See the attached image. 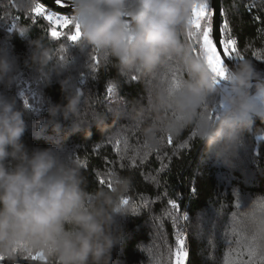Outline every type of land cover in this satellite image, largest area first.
Returning a JSON list of instances; mask_svg holds the SVG:
<instances>
[{
  "label": "clouds",
  "instance_id": "clouds-1",
  "mask_svg": "<svg viewBox=\"0 0 264 264\" xmlns=\"http://www.w3.org/2000/svg\"><path fill=\"white\" fill-rule=\"evenodd\" d=\"M35 3L20 0L25 10ZM197 3L72 0L81 48L95 49L122 74L146 78V100L132 101L128 111L144 145L154 149L168 136L192 129L204 146L203 157L230 163L242 136L253 130L254 116L264 120V77L252 60L243 59L218 79L204 58L194 54L192 43L182 37ZM17 33L29 37L27 28ZM29 45L25 64L35 70L37 80L48 81L67 69L68 58L56 60L43 38H30ZM18 67L16 57L0 48V84L17 83ZM60 83L65 102H48V117L33 122L34 132L49 125L58 130L65 121L74 132L100 127L109 112L120 114V109L90 108L71 76ZM26 114L15 96L0 92V257L11 264L24 254L49 264H112L113 249L125 238L117 217L136 211L130 201L122 202L131 177L114 171L110 188L88 191L79 162L62 145L28 148L23 140ZM234 223L242 244L264 255V194L239 208Z\"/></svg>",
  "mask_w": 264,
  "mask_h": 264
},
{
  "label": "trees",
  "instance_id": "trees-1",
  "mask_svg": "<svg viewBox=\"0 0 264 264\" xmlns=\"http://www.w3.org/2000/svg\"><path fill=\"white\" fill-rule=\"evenodd\" d=\"M221 1L223 19H227L230 29L226 35L236 39L241 56L252 60L264 77V62L256 63L264 61V0ZM21 27L29 30V37L17 33ZM50 27L42 16L22 8L20 0H0V48L6 47L19 66L18 82L11 87L0 84V92L15 96L18 106L26 111L28 128L23 140L28 148L62 145L64 152L79 162L88 191L106 187L110 172L131 177L126 197L136 211L128 217H117L125 238L113 249L112 264H153L147 250L156 251L157 246L167 257L168 249L176 247L178 227L185 229L188 251L185 264H226L230 252L234 260L247 261L246 253L237 258L234 251L233 217L239 204L246 207L256 194H264V120L254 116L253 130L242 136L230 163L214 155L203 157L204 146L193 136L192 129H186L173 138L172 144L166 138L149 151L143 162L137 157L133 167L130 157L137 150L142 156L148 149L143 148V139L128 111L132 101L146 100V78L122 74L115 62H105L95 49H82L79 42H70L65 37L53 40L48 32ZM69 29L74 30L73 26ZM36 37L50 44L56 60L66 57L69 60L67 69L59 75L53 73L48 81L37 80L35 70L25 64L31 51L29 39ZM182 38L185 39V34ZM68 76L89 98L90 108L105 112L120 109V114L109 112L100 127L93 124L74 132L65 121L58 130L49 125L34 132L33 122L39 116L48 117V102H65L60 81ZM25 101L30 107H25ZM89 131L91 135L86 136ZM124 138L129 144L127 155L123 152ZM117 139L121 140L120 151ZM101 179L104 184H100ZM170 199L181 205L179 216L185 211L189 213L187 222L179 220L174 225L171 217L165 215L174 211L168 204ZM144 200L149 203L145 205ZM33 256H19V264H25V259L27 264H49L47 260H33ZM256 264H261L258 258Z\"/></svg>",
  "mask_w": 264,
  "mask_h": 264
},
{
  "label": "snow or ice",
  "instance_id": "snow-or-ice-1",
  "mask_svg": "<svg viewBox=\"0 0 264 264\" xmlns=\"http://www.w3.org/2000/svg\"><path fill=\"white\" fill-rule=\"evenodd\" d=\"M46 4H49V0H44V2H36L34 6L30 9L31 12L35 13L37 16H42L45 20L49 22L51 27L48 32L53 40H60L61 37H65L70 42H76L79 40L81 35L79 25L74 23L73 18V5L72 0H50L49 7H46ZM58 6L57 10H50V6ZM224 12L218 6V0H198L196 7L193 9V16L188 21L189 30L185 33V39L191 41L193 45V52L198 56H202L205 62L208 64L210 70L216 75L218 79H223L225 74V68L229 67L234 61L238 64L241 60L244 59L241 56L240 52L237 50V41L226 34L229 33V25L227 19H223ZM219 17L220 20L218 23L214 24V19ZM69 26H73L74 30L69 29ZM57 29H69V31H58ZM66 51V49H63ZM255 55V54H254ZM264 62V61H256ZM135 79V78H134ZM174 83L178 84V80L174 78ZM108 92H112V86H109ZM25 107H30L27 101L24 102ZM214 110L213 115H216ZM193 136L195 133L193 132ZM173 138L171 136L167 137V143L172 144ZM121 140H116L117 151H120L119 145ZM123 152L124 155H127L129 148L127 138L123 139ZM143 148L148 149L141 156L139 150L136 151V154L130 157L131 164L134 167L136 165L137 157H140L141 162L147 159L149 151L152 149L148 148L146 145H143ZM124 156H121L123 159ZM123 167V165H121ZM165 166L162 165L161 171H163ZM112 173H109V180L107 186L111 187V177ZM104 179L100 180V184H104ZM195 192V189H192ZM129 198L125 197L122 202L127 203ZM143 203L147 205L148 200H144ZM168 204L171 206V209L174 211L166 212L165 215L171 217L173 224H177L179 220L187 222L189 220V213L185 211L182 216H179L181 205L175 199L168 200ZM241 208V204L238 205ZM235 214L233 217V226L232 233L236 237L235 239V253L236 257H242L245 253L247 254V261L234 260L232 253L230 252L226 258V264H256L257 258L264 264V255H257L254 249L250 248L247 245L242 244V236L239 229L234 223ZM207 223V222H205ZM163 222L161 221L160 227L162 228ZM199 227V224L197 225ZM176 247L173 250L172 248L168 249L167 257L165 254L159 250L154 251L152 248H149L147 251L149 255L153 258V264H185V261L188 256V251L186 249V236L184 228H177L175 233ZM33 260L40 259L37 255L32 257ZM20 257L17 259V264H19ZM0 264H11L9 260L4 257H0ZM25 264L27 260L25 259Z\"/></svg>",
  "mask_w": 264,
  "mask_h": 264
},
{
  "label": "water",
  "instance_id": "water-1",
  "mask_svg": "<svg viewBox=\"0 0 264 264\" xmlns=\"http://www.w3.org/2000/svg\"><path fill=\"white\" fill-rule=\"evenodd\" d=\"M40 1L44 2V0H40ZM49 5H50V0H49V4H46V6L49 7ZM218 6L222 9V1H221V0H218ZM50 8H51V9H54V10H57L58 6L51 5ZM219 20H220L219 17L215 18V19H214V24H215V23H218ZM76 42H78V41H76ZM235 65H236L235 62H233L231 65H229V67H233V66H235Z\"/></svg>",
  "mask_w": 264,
  "mask_h": 264
},
{
  "label": "rangeland",
  "instance_id": "rangeland-1",
  "mask_svg": "<svg viewBox=\"0 0 264 264\" xmlns=\"http://www.w3.org/2000/svg\"><path fill=\"white\" fill-rule=\"evenodd\" d=\"M53 11H55L54 9H52Z\"/></svg>",
  "mask_w": 264,
  "mask_h": 264
}]
</instances>
